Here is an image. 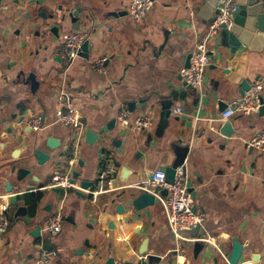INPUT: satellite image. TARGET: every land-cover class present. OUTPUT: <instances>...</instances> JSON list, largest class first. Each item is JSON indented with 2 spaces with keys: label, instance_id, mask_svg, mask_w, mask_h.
I'll list each match as a JSON object with an SVG mask.
<instances>
[{
  "label": "crops",
  "instance_id": "crops-1",
  "mask_svg": "<svg viewBox=\"0 0 264 264\" xmlns=\"http://www.w3.org/2000/svg\"><path fill=\"white\" fill-rule=\"evenodd\" d=\"M154 1L137 22L130 0H0V209L9 205L10 220L0 233V264H37L45 252L51 264H231L235 239L243 245L238 264H264V152L247 146L264 128V113L222 118L245 86L264 87L263 37L260 49L217 45L214 37L201 96L180 72L216 10L210 15L206 0ZM69 31L85 33L87 46L67 69L60 50ZM62 90L84 124L76 152L75 130L51 124L65 107ZM121 111L154 121L125 129ZM37 115L50 125L33 131L27 122ZM49 137L59 145L51 148ZM184 153L195 209L206 214L199 236L210 241L177 239L165 194L145 188ZM108 169L112 186L102 177ZM67 171L80 172L75 186L46 187ZM57 213L63 228L51 235L47 222Z\"/></svg>",
  "mask_w": 264,
  "mask_h": 264
},
{
  "label": "built area",
  "instance_id": "built-area-1",
  "mask_svg": "<svg viewBox=\"0 0 264 264\" xmlns=\"http://www.w3.org/2000/svg\"><path fill=\"white\" fill-rule=\"evenodd\" d=\"M154 0H130L128 4L129 15L137 22H140L148 14L154 6ZM236 5L234 0H226L223 5L218 6L216 13L214 14L208 31L203 39L197 44L196 49L191 53L189 65L181 69V77L183 81L195 88L201 96L206 95L204 89V79L206 70L210 63V49L209 42L216 36L222 24H226L231 27L233 24L232 13ZM87 40V35L80 31L64 32L62 35V45L60 50V56L62 57L65 67L68 69L74 64V61L79 58L83 53V46ZM104 60H98L95 67L102 70ZM263 83L260 80H256L246 93L239 99L230 103L226 109L222 112V118L228 119L237 112L243 114H249L255 110H258L262 106L261 93L263 91ZM62 96L65 99V107L57 109L54 123H61L66 127H71L75 130L74 148L75 152L79 146L82 138H84V124L81 119V114L77 108H75L70 100V95L67 91H61ZM175 112H182V109H175ZM117 120L121 127L125 129L141 131L145 130L154 121L149 115L132 116L128 111H121L118 114ZM27 125L33 131H39L49 126L50 123H46L44 118L40 115L29 119ZM247 146L257 149L260 152H264V128L261 129L255 136L247 141ZM70 165H73L75 158H72ZM110 169L102 174V177L107 179V183L112 186L113 181L109 179ZM187 172L185 166H180L176 169L175 177L172 182L167 180L165 169H157L151 174V177L146 181L145 188L155 190L157 187L165 189L167 194L159 195L160 200L163 203L166 219L169 229L173 232L177 239H190V240H205L210 241V236L203 237H188L182 235L183 230H192L196 227L203 228L206 221V214L201 211H197L194 206V195L190 190L187 181ZM75 186V182L72 179L71 171L65 173H59L52 175L47 188H68ZM94 198L100 191H91ZM156 192V191H155ZM159 193V192H156ZM9 205L4 203L0 209V233L7 232L10 220L8 216ZM47 230L51 235H57L63 228V216L61 213H57L51 216L47 222ZM52 255L50 253H43L38 259L37 264H51ZM114 264H124L122 261H115Z\"/></svg>",
  "mask_w": 264,
  "mask_h": 264
},
{
  "label": "water",
  "instance_id": "water-1",
  "mask_svg": "<svg viewBox=\"0 0 264 264\" xmlns=\"http://www.w3.org/2000/svg\"><path fill=\"white\" fill-rule=\"evenodd\" d=\"M226 0H206V3L204 5V8L209 11V14L212 15V13H215V10L218 8V6L223 5ZM235 2V9L232 13L233 17V24L231 27H228L226 24H222L218 33L215 36V41L217 45H225L229 47H237L241 45H248L252 49H260L261 44L259 43L260 36L263 37L264 42V0H234ZM79 10V9H78ZM78 10L74 11L72 14L74 16H78ZM85 46H83V50H86V43H84ZM84 53V51H83ZM82 53V54H83ZM211 54V52H210ZM191 54L188 56V62L186 66L189 65ZM32 81L34 79V76L32 75L30 77ZM245 86V83H244ZM251 85L248 84V86L244 87V91L248 88H250ZM189 87H192L189 85ZM262 106L259 107L260 113H264V101L263 98H261ZM87 139L90 143H94L96 139L98 138V134L96 132H93L91 129L87 130ZM48 145L51 148H55L59 145V141L55 139L54 137H49ZM186 153H184L177 163H175L172 167H169L166 172L167 180L172 182L175 177L176 168L180 166L185 158ZM47 157V155H46ZM80 164H82V161H79ZM79 171H74L72 179L78 178L80 176ZM86 188H89L93 185V182H86L83 183ZM191 189V185L188 184ZM44 185H40V187H43ZM59 190V188H57ZM156 192H161L162 194H167V191L165 189H161L160 187H157L155 189ZM148 200L150 202H154L155 197L151 194L148 197ZM20 212H25L26 208L24 206L19 207ZM200 227H196L192 230H183L181 231L182 235L188 237H197L200 233ZM200 245H202L201 242H198ZM243 253V245L240 243L237 239L234 240V246L232 253L230 254L229 261L231 264H238L240 261V258Z\"/></svg>",
  "mask_w": 264,
  "mask_h": 264
}]
</instances>
